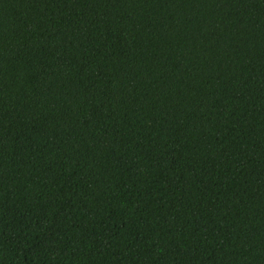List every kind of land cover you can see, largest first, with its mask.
I'll list each match as a JSON object with an SVG mask.
<instances>
[{"label": "trees", "instance_id": "obj_1", "mask_svg": "<svg viewBox=\"0 0 264 264\" xmlns=\"http://www.w3.org/2000/svg\"><path fill=\"white\" fill-rule=\"evenodd\" d=\"M0 264H264V0H0Z\"/></svg>", "mask_w": 264, "mask_h": 264}]
</instances>
